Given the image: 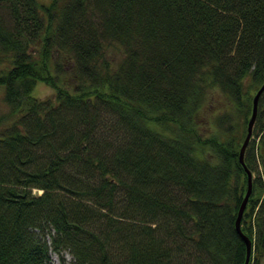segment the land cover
Returning <instances> with one entry per match:
<instances>
[{
  "label": "trees",
  "instance_id": "1",
  "mask_svg": "<svg viewBox=\"0 0 264 264\" xmlns=\"http://www.w3.org/2000/svg\"><path fill=\"white\" fill-rule=\"evenodd\" d=\"M263 81L264 0H0V264H243ZM244 163L261 264L264 90Z\"/></svg>",
  "mask_w": 264,
  "mask_h": 264
},
{
  "label": "rangeland",
  "instance_id": "2",
  "mask_svg": "<svg viewBox=\"0 0 264 264\" xmlns=\"http://www.w3.org/2000/svg\"><path fill=\"white\" fill-rule=\"evenodd\" d=\"M37 1L39 2V4H48L50 2V0H37ZM116 53L117 52H114L113 54L116 55ZM31 95L36 99L43 101H47L48 99H54L55 96L54 90L47 84L40 81L35 84L31 92ZM207 104H208L207 112H209L211 108H214V110H216V107L217 108L220 107V103L217 101L216 98L212 99L210 104L209 103ZM9 112H10L9 105L6 104V102L3 100V90L2 88H0V116L1 115L6 116V114H8ZM69 117L70 116H68L67 118L66 116L68 121H71V118ZM11 119H12V115L10 116L8 123L11 121ZM75 128L76 127H74V129ZM77 129L79 130L80 127L77 126ZM94 129L96 130V133H98L97 137H100L101 139H105L107 142L110 143H115V141L121 140L122 138L121 136L122 131H120V127L116 126V124H114L113 122V118L105 113H103L100 116V122L95 124ZM253 175H255L254 172ZM32 192L35 194H39L41 193V190L33 189ZM135 223L139 224V221H135ZM151 226L155 227L156 224H152ZM62 255H63V260L61 261L58 254L54 252H50L51 264H73V258L67 251L63 252ZM261 264H264V256L261 258Z\"/></svg>",
  "mask_w": 264,
  "mask_h": 264
},
{
  "label": "water",
  "instance_id": "3",
  "mask_svg": "<svg viewBox=\"0 0 264 264\" xmlns=\"http://www.w3.org/2000/svg\"><path fill=\"white\" fill-rule=\"evenodd\" d=\"M263 90H264V81L259 86V88L257 89V91L255 92V94L252 98V108H251L250 117H249V119L247 121V125H246V134L244 136V139H243L242 144H241L239 151H238V162L243 167V169L246 173V179H247L246 190H245L243 198L240 202V205L238 207L236 218L234 221L235 231L245 244V259H244L243 264H248V260H249L250 253H251V245H252L251 240L249 239V237L247 235H245L241 231V227H240L241 218H242L243 212L245 210L246 204L248 202V198H249V196L251 194V190H252V174L244 163V151H245V148H246V146L249 142V139L251 138V135H252V129H253V125H254V122L256 119V114H257V103H258L259 96L261 95Z\"/></svg>",
  "mask_w": 264,
  "mask_h": 264
}]
</instances>
